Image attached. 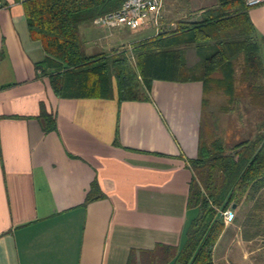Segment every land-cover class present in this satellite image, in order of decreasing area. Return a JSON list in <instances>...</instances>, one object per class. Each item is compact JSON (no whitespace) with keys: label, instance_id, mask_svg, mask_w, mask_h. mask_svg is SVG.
Segmentation results:
<instances>
[{"label":"crops","instance_id":"1","mask_svg":"<svg viewBox=\"0 0 264 264\" xmlns=\"http://www.w3.org/2000/svg\"><path fill=\"white\" fill-rule=\"evenodd\" d=\"M0 1V264H180L164 258L183 247L198 215L188 200L203 83L153 80L145 99L125 100L113 78L109 96L61 97L39 68L46 54L30 37L25 0ZM202 1L176 9L163 0L161 28L216 4ZM249 17L264 38V3ZM159 27L92 26L83 35L106 41L108 55L131 53ZM138 29L153 32L129 33ZM235 207L215 264H264V202Z\"/></svg>","mask_w":264,"mask_h":264},{"label":"trees","instance_id":"2","mask_svg":"<svg viewBox=\"0 0 264 264\" xmlns=\"http://www.w3.org/2000/svg\"><path fill=\"white\" fill-rule=\"evenodd\" d=\"M125 1L25 0L30 37L46 54L39 68L61 97L109 96L113 78L125 100L145 99L153 80L203 83L201 137L198 156L190 162L188 200L198 215L187 228L183 247L168 248L164 260L215 264L214 250L226 228L221 212L245 201L264 202V38L244 0H216L200 18L189 13L174 27L162 28L159 20L157 35L134 44L131 53L89 55L83 30ZM190 49L199 58L193 66L186 56ZM212 96L220 99L217 109ZM232 116L254 131L228 144L222 119ZM92 199L89 193L88 201Z\"/></svg>","mask_w":264,"mask_h":264},{"label":"built area","instance_id":"3","mask_svg":"<svg viewBox=\"0 0 264 264\" xmlns=\"http://www.w3.org/2000/svg\"><path fill=\"white\" fill-rule=\"evenodd\" d=\"M248 8L257 7L264 3V0H244ZM3 8L0 1V10ZM163 8V0H126L122 7L116 12L96 18L93 26L99 28L113 29L118 26H125L135 29L139 25L151 23L158 27ZM225 226L232 224L235 213L232 209L221 212Z\"/></svg>","mask_w":264,"mask_h":264},{"label":"rangeland","instance_id":"4","mask_svg":"<svg viewBox=\"0 0 264 264\" xmlns=\"http://www.w3.org/2000/svg\"><path fill=\"white\" fill-rule=\"evenodd\" d=\"M182 1V0H180ZM202 1V0H201ZM165 4L166 5H169L170 7H175L176 9L179 7V0H164ZM209 2V0H203L202 3H207ZM90 31L93 30L91 29V27L88 28ZM86 30V28H85ZM141 29H138L134 31H129L130 34H133V33H138L140 34L139 36H145L146 34H149V32H153V30H150L149 32H142L140 33L141 31H139ZM84 31V30H83ZM92 34V37L89 36L88 38H85L86 39V43H85V48H86V52L89 54V55H93V54H97V53H101V52H108V53H111V50H109V46L106 45V41L104 42H96L94 41L96 38V34L93 35L94 33H91ZM110 45V44H108ZM115 45V44H114ZM127 42L124 43L123 45V42L122 44H120L119 47H122V46H127ZM112 46V45H111ZM90 48V49H89ZM188 53H189V62L192 63L193 60H196V55L194 54V51L193 49H190L188 50ZM221 100H223L221 98ZM217 101H220V99H218L216 96H212V104L214 108H218L220 106V104L217 102ZM254 116V113L252 114H249V115H245V120L249 119V118H252ZM223 124L224 126L226 127L227 129V136H226V141L228 144H234L238 141H241L243 139H247L249 137L248 134H250L251 132L254 131V128L251 127H247L246 125H241L238 123V121L236 120L235 116H232V117H228L227 119L223 118L222 119ZM236 217V215H235ZM232 223H235V221H233ZM231 225V224H230ZM230 225H228L230 227ZM264 244V243H263ZM233 247L232 249L234 250V253H236L237 251V248H236V245L233 243ZM261 256H260V259L264 258V248H262V251L260 252Z\"/></svg>","mask_w":264,"mask_h":264},{"label":"water","instance_id":"5","mask_svg":"<svg viewBox=\"0 0 264 264\" xmlns=\"http://www.w3.org/2000/svg\"><path fill=\"white\" fill-rule=\"evenodd\" d=\"M236 207L235 206H233V209H235Z\"/></svg>","mask_w":264,"mask_h":264}]
</instances>
